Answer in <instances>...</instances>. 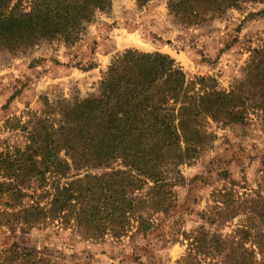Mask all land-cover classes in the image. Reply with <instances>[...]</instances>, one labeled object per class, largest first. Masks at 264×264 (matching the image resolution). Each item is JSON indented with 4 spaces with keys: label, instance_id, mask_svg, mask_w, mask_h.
I'll list each match as a JSON object with an SVG mask.
<instances>
[{
    "label": "rangeland",
    "instance_id": "1",
    "mask_svg": "<svg viewBox=\"0 0 264 264\" xmlns=\"http://www.w3.org/2000/svg\"><path fill=\"white\" fill-rule=\"evenodd\" d=\"M30 1L12 5L29 11ZM171 1L112 0L73 45L57 40L25 53L0 50V159L26 144L22 126L30 113L40 115L46 102L74 103L96 94L112 62L127 50L170 56L188 82L210 78L227 92L239 85L251 51L264 48V0H239L214 14L196 11V18L188 9L171 10ZM201 2L194 5L204 9ZM206 121L211 141L178 167L182 178L171 182L173 203L166 212H153L145 233L130 219L126 236L93 240L83 238L73 221L48 219L28 228L7 216L0 224V256L30 253L41 259L38 264H226L211 242L222 236L241 242L254 251L256 264H264V113L250 109L242 124ZM113 167L123 168L121 161ZM15 202L3 194L0 211L10 212ZM199 229L206 234L205 255L190 252ZM29 258L5 263L32 264Z\"/></svg>",
    "mask_w": 264,
    "mask_h": 264
},
{
    "label": "trees",
    "instance_id": "2",
    "mask_svg": "<svg viewBox=\"0 0 264 264\" xmlns=\"http://www.w3.org/2000/svg\"><path fill=\"white\" fill-rule=\"evenodd\" d=\"M12 1L0 0V50L16 54L45 41L75 44L112 0H31L29 11ZM197 1L172 0L169 8L188 9L196 18V11L218 13L239 0H202L204 9L194 5ZM244 73L239 85L221 91L210 78L188 82L168 55L125 51L96 94L74 103L46 102L40 115L29 114L22 126L24 147L1 155L0 178L10 182H0V196L6 193L17 202L10 212L0 211V224L7 216L28 228L61 219L63 225L73 221L83 238L100 240L126 236L129 220L136 219L137 232L145 233L153 212L171 207V182L182 178L178 167L211 141L206 120L242 124L250 109L264 113V48L251 51ZM118 161L123 168L113 167ZM201 235L206 234L199 229L190 252L205 255ZM211 242L223 251L226 264H256L254 251L234 238L214 236ZM27 256L32 264L41 261L13 252L8 260L0 256V264Z\"/></svg>",
    "mask_w": 264,
    "mask_h": 264
}]
</instances>
